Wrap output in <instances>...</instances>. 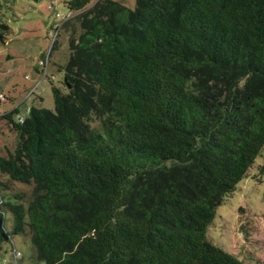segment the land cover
Returning <instances> with one entry per match:
<instances>
[{"label":"trees","instance_id":"16d2710c","mask_svg":"<svg viewBox=\"0 0 264 264\" xmlns=\"http://www.w3.org/2000/svg\"><path fill=\"white\" fill-rule=\"evenodd\" d=\"M65 5V92L2 116L0 252L26 231L44 264H248L206 234L264 146V0Z\"/></svg>","mask_w":264,"mask_h":264},{"label":"rangeland","instance_id":"374dc122","mask_svg":"<svg viewBox=\"0 0 264 264\" xmlns=\"http://www.w3.org/2000/svg\"><path fill=\"white\" fill-rule=\"evenodd\" d=\"M0 20L9 27L4 44H0V156L12 151L16 134L2 118L18 109L13 115L16 122L27 117V110L43 108L54 110L51 85L65 92L62 85L64 66L68 55V36L60 30L57 44L51 50L54 28L68 14V0H0ZM95 1V0H93ZM128 9H134L136 0H112ZM54 7L50 9L51 3ZM49 56L47 76L39 62ZM33 92V94H31ZM242 180L235 194L217 208L207 228V240L225 252L248 264H264V146ZM31 187L21 183L10 184L5 198L24 193L26 201ZM25 201V205H26ZM13 220L5 212V229L12 232ZM0 264H44L37 261L28 233L12 235L11 242L0 252Z\"/></svg>","mask_w":264,"mask_h":264},{"label":"built area","instance_id":"2783aa9c","mask_svg":"<svg viewBox=\"0 0 264 264\" xmlns=\"http://www.w3.org/2000/svg\"><path fill=\"white\" fill-rule=\"evenodd\" d=\"M53 7H54V2L51 3V7H50V9L53 8ZM57 17L62 18L63 20H65V19H67V18L70 17V16L67 14L66 16L62 17L61 15L58 14ZM39 66H41V67H45V68H44V72H46V69H47V67H46L47 64H46V63H42V62H40V63H39ZM44 74H45V73H44Z\"/></svg>","mask_w":264,"mask_h":264}]
</instances>
